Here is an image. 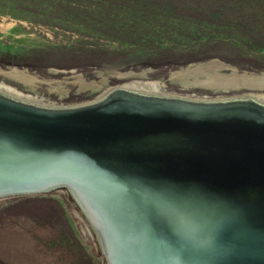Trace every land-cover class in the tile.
I'll return each mask as SVG.
<instances>
[{"label": "water", "instance_id": "obj_1", "mask_svg": "<svg viewBox=\"0 0 264 264\" xmlns=\"http://www.w3.org/2000/svg\"><path fill=\"white\" fill-rule=\"evenodd\" d=\"M54 198L94 264H264V99L0 89V209Z\"/></svg>", "mask_w": 264, "mask_h": 264}, {"label": "rangeland", "instance_id": "obj_2", "mask_svg": "<svg viewBox=\"0 0 264 264\" xmlns=\"http://www.w3.org/2000/svg\"><path fill=\"white\" fill-rule=\"evenodd\" d=\"M262 75L264 0H0V84L20 93L83 102L133 80L257 98L244 78ZM0 264L94 263L54 198L0 209Z\"/></svg>", "mask_w": 264, "mask_h": 264}, {"label": "bare ground", "instance_id": "obj_3", "mask_svg": "<svg viewBox=\"0 0 264 264\" xmlns=\"http://www.w3.org/2000/svg\"><path fill=\"white\" fill-rule=\"evenodd\" d=\"M13 71L15 72V70H13ZM23 72H25V71L23 70ZM23 72L21 71V73H23ZM17 73H14V75L18 77L19 74H17ZM24 75H26V74L23 73V76ZM244 79L247 82V84H249V85H254V86H258V85H260V86L262 85L263 86L264 85V75L260 76V79H258V80L256 78H250L249 76L248 77H245ZM205 80L206 81H204V82H197V83L202 84L203 86H204V84H206L207 86H210V85L212 86L213 85V87L215 85H217L216 86L217 90L220 89V91H221V89H222V90H225V92H226L227 89L229 90L232 87L241 86V84H244V81L243 80L242 81L234 80V82L233 81H230V80H228L226 82H222V81H219L218 80V81L213 82L212 84H211V82L210 83L207 82L208 79H205ZM124 87L134 88V89L141 90V91H144V92H147V91H149V92H152V91L153 92H159L160 91V88H161L160 84H158L156 82H152V81H147V82H145V81H133V80L130 83L125 84ZM0 89L17 92L15 89H13L11 87H8L6 85H2V84H0ZM222 92H224V91H222ZM256 97L257 98H260V99H264V93L263 94H259L258 93L256 95Z\"/></svg>", "mask_w": 264, "mask_h": 264}]
</instances>
